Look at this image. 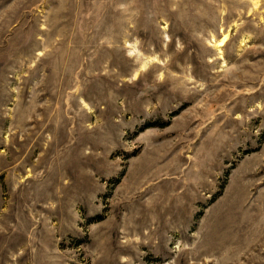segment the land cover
<instances>
[{
  "label": "rangeland",
  "instance_id": "rangeland-1",
  "mask_svg": "<svg viewBox=\"0 0 264 264\" xmlns=\"http://www.w3.org/2000/svg\"><path fill=\"white\" fill-rule=\"evenodd\" d=\"M0 264H264V0H0Z\"/></svg>",
  "mask_w": 264,
  "mask_h": 264
},
{
  "label": "bare ground",
  "instance_id": "bare-ground-1",
  "mask_svg": "<svg viewBox=\"0 0 264 264\" xmlns=\"http://www.w3.org/2000/svg\"><path fill=\"white\" fill-rule=\"evenodd\" d=\"M223 41H224V40L220 41V42H219V45H221V44L223 43Z\"/></svg>",
  "mask_w": 264,
  "mask_h": 264
}]
</instances>
